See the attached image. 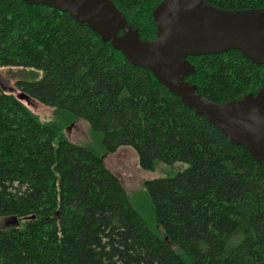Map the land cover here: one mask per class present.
<instances>
[{"label": "trees", "instance_id": "1", "mask_svg": "<svg viewBox=\"0 0 264 264\" xmlns=\"http://www.w3.org/2000/svg\"><path fill=\"white\" fill-rule=\"evenodd\" d=\"M112 1L141 39L156 38L164 0ZM188 60L185 80L214 103L264 89V65L237 50ZM0 67L27 79L16 94L0 87V264H264V163L152 72L69 13L23 0H0ZM78 121L96 147L68 139ZM123 147L145 171L166 168L143 184L149 215L106 163Z\"/></svg>", "mask_w": 264, "mask_h": 264}, {"label": "water", "instance_id": "2", "mask_svg": "<svg viewBox=\"0 0 264 264\" xmlns=\"http://www.w3.org/2000/svg\"><path fill=\"white\" fill-rule=\"evenodd\" d=\"M23 1L56 8L87 24L130 64L152 72L195 114L205 116L232 143L244 146L255 160L264 163V89L219 104L185 80L196 72L190 56L237 50L253 63L264 65V9L230 11L207 0H164L153 11L156 38L146 41L112 0ZM18 98L28 100L24 93Z\"/></svg>", "mask_w": 264, "mask_h": 264}, {"label": "rangeland", "instance_id": "3", "mask_svg": "<svg viewBox=\"0 0 264 264\" xmlns=\"http://www.w3.org/2000/svg\"><path fill=\"white\" fill-rule=\"evenodd\" d=\"M18 68H2L0 67V87L8 94H16L19 81L27 79L20 75ZM37 110V108H36ZM45 110V109H44ZM43 114L42 112H39ZM43 118H49L48 110H45ZM68 139L75 144L82 146H94L96 143L90 131L89 124L85 121H78L67 130ZM106 163L108 167L119 172L123 178L124 186L134 203L141 206V209L149 215V209L144 202L143 184L146 181L157 178L166 177L165 167L160 166L155 171H145L140 168L136 153L129 147H123L115 154L107 157ZM178 169V168H177Z\"/></svg>", "mask_w": 264, "mask_h": 264}, {"label": "flooded vegetation", "instance_id": "4", "mask_svg": "<svg viewBox=\"0 0 264 264\" xmlns=\"http://www.w3.org/2000/svg\"><path fill=\"white\" fill-rule=\"evenodd\" d=\"M244 97H245V96H244ZM244 97H243V98H244Z\"/></svg>", "mask_w": 264, "mask_h": 264}]
</instances>
